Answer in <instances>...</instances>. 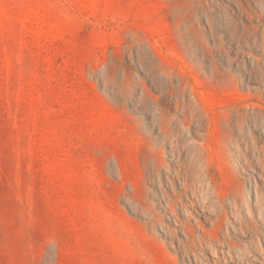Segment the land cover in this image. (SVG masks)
<instances>
[{"label": "rangeland", "instance_id": "1", "mask_svg": "<svg viewBox=\"0 0 264 264\" xmlns=\"http://www.w3.org/2000/svg\"><path fill=\"white\" fill-rule=\"evenodd\" d=\"M263 215L264 0H0V264H264Z\"/></svg>", "mask_w": 264, "mask_h": 264}, {"label": "bare ground", "instance_id": "2", "mask_svg": "<svg viewBox=\"0 0 264 264\" xmlns=\"http://www.w3.org/2000/svg\"><path fill=\"white\" fill-rule=\"evenodd\" d=\"M212 167H211V164L204 159L203 155H199V161H198L199 171L198 172L200 174L206 173L203 179H207V178L209 179V182L207 183V186H208L207 190H208V193L212 192L214 194V200H216V203L213 204V206L215 207V209H219L217 210L219 212L217 214L219 215V219L217 220L218 223L216 224V227L220 228L224 222L228 226V222L226 220H223L224 215H225L224 206L227 204L226 202L227 199L230 198L229 204L232 205L233 208H235L234 210L236 212H238V211H241L242 206H246L247 208L249 207L250 197H249L248 190L246 189V187H244L245 185L244 183L246 182V179H242L240 177L238 178L234 177V180H233L234 183L233 182L230 183V181H226L225 179H222V182H220V179H219L220 176L212 172L213 170ZM184 179H186V182L184 183V188H185L184 191H187V190L189 191V188H190L189 187L190 182H188L189 178L187 176ZM257 191L258 193H260L259 188H257ZM180 195H183V193L177 194V197ZM260 195L262 194L260 193ZM172 201L173 203H175L174 198ZM246 226L249 227L247 230V235H249L250 233L253 234L255 232L259 233L260 229L262 228L259 224L254 223L252 219H250V223L246 224ZM193 236H194V233L190 234L189 240H194ZM218 241L219 240L214 239L215 245ZM243 256L244 258H250L247 255V252H244Z\"/></svg>", "mask_w": 264, "mask_h": 264}]
</instances>
